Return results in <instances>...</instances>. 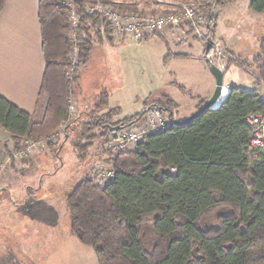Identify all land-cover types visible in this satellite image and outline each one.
<instances>
[{"label": "trees", "instance_id": "obj_1", "mask_svg": "<svg viewBox=\"0 0 264 264\" xmlns=\"http://www.w3.org/2000/svg\"><path fill=\"white\" fill-rule=\"evenodd\" d=\"M94 1L74 0L79 29L73 40L66 1L40 0L46 66L38 105L44 104L43 115L36 119L0 95V126L18 149L26 140L66 123V137L69 129L77 131L74 148L81 159L97 139L104 140L101 148L110 153L106 161L114 169L113 180L100 184L88 174L67 197L71 231L94 249L99 264H264V147L250 145L246 120L250 113L264 112L262 94L233 85L219 107L207 109L189 123L153 131L134 148L111 151L107 146L114 133L107 124H134L151 107L163 109L176 122L177 103L168 94L161 93L157 99L152 94L143 112L115 120L119 108L107 110L110 95L103 90L85 120L79 112L71 117L70 98L80 68L90 61L96 41L114 39L102 14L85 13V6ZM237 1L205 5L210 25L216 29L213 8ZM5 3L0 0V12ZM250 7L262 13L264 0H251ZM215 29L210 30L212 38ZM74 44L78 60L69 78ZM232 64L246 71L255 66L257 74H253L264 83V37L253 61L235 56Z\"/></svg>", "mask_w": 264, "mask_h": 264}, {"label": "rangeland", "instance_id": "obj_2", "mask_svg": "<svg viewBox=\"0 0 264 264\" xmlns=\"http://www.w3.org/2000/svg\"><path fill=\"white\" fill-rule=\"evenodd\" d=\"M65 1L68 6L74 5V0ZM112 1L139 11H168L165 6L156 5L155 0ZM176 1H197L203 11L205 5L215 3V0ZM250 1L238 0L212 10L217 16L215 41L251 62L264 37V12L251 9ZM210 32L206 30L212 37ZM160 35L142 40L114 36L113 40L96 41L90 61L79 71L78 85L72 96L76 104V107L72 105L73 118L79 112L85 120L86 111L95 108L103 90L110 95L107 110L119 108L115 120L143 112L148 98L155 94L157 99L161 93L176 101V120L197 111L200 101L209 99L216 86L210 62L204 58L207 45L193 32L183 36ZM179 37L187 38L180 42ZM250 69L251 73L239 66L228 68L224 84L241 82L249 90L259 85L264 92V83L253 75L257 74L255 66ZM42 107L43 111L44 104ZM35 118L39 119L40 115ZM65 125L42 136H50L52 140L41 149L19 158L14 153L35 139L26 140L17 149L10 133L0 126V256H6L8 264H99L94 249L82 244L71 231L67 197L85 176L92 175L96 163L109 165L106 158L110 153L106 147L102 152L104 140L99 138L87 157L81 159L74 148L79 137L77 131L75 127L69 129V137H66ZM51 142L56 145L49 147ZM1 152L6 154L3 158ZM28 199L30 202L26 205Z\"/></svg>", "mask_w": 264, "mask_h": 264}, {"label": "built area", "instance_id": "obj_3", "mask_svg": "<svg viewBox=\"0 0 264 264\" xmlns=\"http://www.w3.org/2000/svg\"><path fill=\"white\" fill-rule=\"evenodd\" d=\"M160 5L165 6L168 11L151 13L149 11L135 12L131 9H123L114 1L105 3L102 0H96L85 6L86 14L100 13L109 23L113 37L132 36L138 40L145 39L149 35L162 34L171 29L178 27H187L196 36L201 38L206 44H211L208 58L223 71L227 70L231 62L235 61V55L225 46L218 44L215 38L209 37L206 33L209 21L203 11V6L197 1H176V0H155ZM70 19V37L74 40L77 38L79 29V12L74 5H69ZM78 60V47L73 45L71 55V66L67 74L72 78L74 65ZM262 99L264 96L262 95ZM74 99L72 97L70 109H73ZM71 117H74L71 114ZM250 127V145L253 148L264 147V112L250 113L247 118ZM170 125H176L171 121L165 111L159 107L149 108L145 115L136 123L122 128L117 137L112 136L108 143L111 151H123L131 145H137L149 133L164 129ZM54 135H52L53 137ZM51 137H40L28 141L26 146L19 149L14 156L22 157L27 153H33L42 146H45ZM113 167L106 164L96 163L92 177L97 183L107 184L114 178Z\"/></svg>", "mask_w": 264, "mask_h": 264}, {"label": "crops", "instance_id": "obj_4", "mask_svg": "<svg viewBox=\"0 0 264 264\" xmlns=\"http://www.w3.org/2000/svg\"><path fill=\"white\" fill-rule=\"evenodd\" d=\"M39 11L40 0H6L0 12V95L24 111L34 114V116L39 114L41 118L43 104L38 105V99L46 61L43 52ZM189 30L187 27L182 26L171 29L162 36L165 37L167 34L183 36L189 34ZM179 38L178 41L183 42L187 37ZM235 55L243 61L250 62L248 58H244L241 54ZM184 56L189 57L188 54H184ZM234 66L239 65L232 64L229 69ZM239 68L243 69L241 66ZM233 85L249 90L243 87L241 82L225 84V87L230 90ZM258 87L259 89H257ZM257 88L255 87L249 91L259 92L264 96V92L260 89L262 86L258 85ZM207 91L209 92V87ZM212 93L213 90L211 95ZM74 105L76 107L75 103ZM3 155L6 154L1 152V158H3ZM29 202V199L26 200V205ZM14 207H17V204H14ZM8 263L10 262L6 256H0V264Z\"/></svg>", "mask_w": 264, "mask_h": 264}, {"label": "water", "instance_id": "obj_5", "mask_svg": "<svg viewBox=\"0 0 264 264\" xmlns=\"http://www.w3.org/2000/svg\"><path fill=\"white\" fill-rule=\"evenodd\" d=\"M208 28L213 31L215 29V25L211 26L209 23ZM210 48H211V44H207V47H206L207 51H206L204 58L210 62V64H209L210 71L216 79L215 89H214L212 95L209 97V99H207L206 102L197 111H195L193 114H191L190 116H188L187 118H185L183 120H177L176 124L182 125V124L189 123L192 120H194L195 118L199 117L207 109L217 108V107H215V104L219 101L220 97L222 96L223 89L225 88L224 71L208 58V53L210 51ZM106 126L110 129V131H112L114 133L113 134L114 137H117L118 132L122 128H124L123 124H118V125L107 124Z\"/></svg>", "mask_w": 264, "mask_h": 264}, {"label": "bare ground", "instance_id": "obj_6", "mask_svg": "<svg viewBox=\"0 0 264 264\" xmlns=\"http://www.w3.org/2000/svg\"><path fill=\"white\" fill-rule=\"evenodd\" d=\"M228 93H229V89H228V87H225L223 89L222 96L220 97L219 101L215 104V107H219V105L222 103V101L227 97Z\"/></svg>", "mask_w": 264, "mask_h": 264}]
</instances>
